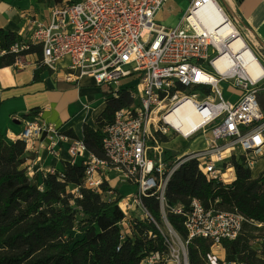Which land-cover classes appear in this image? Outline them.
<instances>
[{
  "label": "built area",
  "instance_id": "obj_1",
  "mask_svg": "<svg viewBox=\"0 0 264 264\" xmlns=\"http://www.w3.org/2000/svg\"><path fill=\"white\" fill-rule=\"evenodd\" d=\"M166 1L61 0L50 6L47 18H30L27 32L20 33L8 49L0 48V56L20 54L17 61L38 48L42 64L52 74L68 69L64 73L67 80L88 76L99 86H111L115 96L121 90L131 94V104L117 110L104 129L102 158L90 152L83 137L67 134L42 120L39 113L24 120L19 138L27 148L39 141L55 156L65 144L73 158L83 156L84 186L89 189L102 193L111 174L116 175L117 183L136 187L120 202L125 217L118 249L133 236L137 220L154 223L167 248L165 253H146L141 264H188L192 239L211 240L214 252L223 240L236 239L247 221L238 211L207 207L197 197L191 199L188 208L169 205L168 184L183 163L196 159L200 172L209 180L231 184L236 179L233 157L242 158L252 171L264 159V73L252 79L240 55L229 50L230 42L220 40L218 31L209 30L202 22L196 11L205 0H194L175 26L156 20ZM215 1L227 23L242 24L225 7L227 15L219 0ZM243 38L264 66L255 48ZM252 44L262 49L260 44ZM219 60L223 70L216 64ZM126 78L130 81L123 84ZM223 82L239 92L232 90V98H227ZM183 103H190L200 114H209L190 132L176 123L175 113ZM197 135L206 140L202 149L180 155L167 147L177 136L188 140ZM167 150L175 155L168 159ZM145 197L159 201L161 221L145 205ZM169 212L183 216L186 238L168 220ZM212 258L210 254L208 264H217Z\"/></svg>",
  "mask_w": 264,
  "mask_h": 264
},
{
  "label": "trees",
  "instance_id": "obj_2",
  "mask_svg": "<svg viewBox=\"0 0 264 264\" xmlns=\"http://www.w3.org/2000/svg\"><path fill=\"white\" fill-rule=\"evenodd\" d=\"M45 8L61 0H38ZM20 33L0 29V48L8 49ZM36 54L38 67L34 80L45 71L41 50ZM20 54L8 52L0 56V68L14 65ZM104 111L95 127L85 124L84 141L98 157H104L102 145L104 129L120 108L131 104L128 90L109 95ZM264 106V98L262 99ZM1 106V102H0ZM37 113L30 117L36 116ZM28 117V118H30ZM67 134L77 137L70 130ZM26 143L19 139L9 142L0 133V264H141L146 253L167 248L156 225L148 220H137L133 236L123 241L121 222L125 214L120 207L124 195L109 181L102 193L84 186L86 166L82 162L64 161V171L34 174L26 165ZM167 158L175 152L167 150ZM236 179L231 184L209 180L198 168L196 159L183 163L172 176L167 188L169 205L189 207L193 197L207 207L215 206L242 213L247 221L242 232L233 240L222 241L225 262L236 264H264V172L257 177L242 158L231 159ZM70 187L76 192L69 190ZM107 193L103 199L102 194ZM118 195V196H117ZM144 203L152 215L161 221L159 201L145 197ZM81 216L83 234L79 239L68 236ZM168 220L184 237L187 230L181 215L168 213ZM152 232L153 236H149ZM213 242L194 238L188 244L189 264H208ZM161 264V263H156Z\"/></svg>",
  "mask_w": 264,
  "mask_h": 264
},
{
  "label": "crops",
  "instance_id": "obj_3",
  "mask_svg": "<svg viewBox=\"0 0 264 264\" xmlns=\"http://www.w3.org/2000/svg\"><path fill=\"white\" fill-rule=\"evenodd\" d=\"M193 2L167 0L156 14V20L166 26H175ZM224 3L242 22L240 25L245 29L249 42L260 44L264 51V0H224ZM49 8L38 0H0V29L26 33L30 18H47ZM37 58L36 54L24 55L14 65L0 68V133L11 143L19 140L24 120L39 113L42 120L60 127L62 131L72 130L77 137H84V125L95 127L96 119L107 105L106 99L99 98L100 86L88 76L67 80L64 73L68 69L60 74L45 71L36 81ZM67 149L65 144L60 154L55 156L37 141L33 147L26 148V165L33 173L63 172L64 161L80 164L84 158H73ZM111 184L118 188L117 183ZM225 256L226 251L221 246L216 257L217 264H236L225 262Z\"/></svg>",
  "mask_w": 264,
  "mask_h": 264
},
{
  "label": "bare ground",
  "instance_id": "obj_4",
  "mask_svg": "<svg viewBox=\"0 0 264 264\" xmlns=\"http://www.w3.org/2000/svg\"><path fill=\"white\" fill-rule=\"evenodd\" d=\"M196 12L209 30L218 31L220 40L223 39L230 42L229 50L234 54L240 55L242 63L252 79L256 80L263 75L264 66L259 63V60L249 48L236 26L226 22V17L219 9L215 0H205L204 4ZM216 64L220 70H223L220 60ZM182 112L186 113L185 117L181 116L180 113ZM175 114L176 123L185 132L193 131L209 115L207 113L200 114L190 103H183ZM214 252L218 253V250Z\"/></svg>",
  "mask_w": 264,
  "mask_h": 264
},
{
  "label": "rangeland",
  "instance_id": "obj_5",
  "mask_svg": "<svg viewBox=\"0 0 264 264\" xmlns=\"http://www.w3.org/2000/svg\"><path fill=\"white\" fill-rule=\"evenodd\" d=\"M221 5L224 7V10L225 12L227 13V15L229 16V13L228 11L226 10L225 8V3L223 0H219ZM48 11H45V13H47ZM159 21L161 20V16L158 17ZM237 26V25H236ZM238 29L239 31L242 33V36L245 37L248 40L247 36H246V32H245V29L239 24L238 26ZM250 45H252L254 48H255V51L256 53L258 54L259 58L262 60V62L264 63V51H263V48L259 51V49L254 46L251 42H250ZM130 79L126 78L123 80V84H126L127 82H129ZM222 87L224 88V94L227 98H232V95H231V91L233 89H229V85L226 83V82H223L222 83ZM100 89L101 91V95L99 96V98L101 99H107L109 95H111L114 91V89L109 86V85H102L100 86ZM233 92H239L238 89H234ZM264 98V96L261 97V100ZM205 139L200 135H197L195 136L194 138L192 139H184L182 138L181 136H177L173 141L169 142L167 144V147H169L170 149L176 151L177 153H179L181 155V153H190L192 151H195V150H199V149H202L205 147ZM83 160V159H82ZM264 167V159H260L258 162H257V165L256 167L253 169V176L254 177H257L261 171V169ZM109 183L110 185L111 182L113 184H116L117 182H115L116 180V175L114 174H111L109 176ZM117 189L119 190V195L123 194V195H131V193H133L135 190H136V187L130 183H124L122 181H119L117 183ZM70 191L72 192H76V189H74L73 187H70L69 188ZM108 194L107 193H103L102 194V198L105 199L107 198ZM118 196V195H117ZM81 216L78 217V220H77V223H76V227L75 229H73L70 233H68V236L73 238V239H79L82 234H83V228H82V222H81ZM161 225L163 226V223L161 222ZM216 250H219V248H217ZM211 255H212V260H216L215 258L217 257L218 253H214V252H211ZM210 263V262H209Z\"/></svg>",
  "mask_w": 264,
  "mask_h": 264
},
{
  "label": "water",
  "instance_id": "obj_6",
  "mask_svg": "<svg viewBox=\"0 0 264 264\" xmlns=\"http://www.w3.org/2000/svg\"><path fill=\"white\" fill-rule=\"evenodd\" d=\"M189 264V263H188Z\"/></svg>",
  "mask_w": 264,
  "mask_h": 264
}]
</instances>
